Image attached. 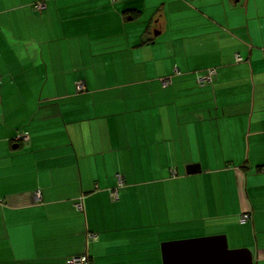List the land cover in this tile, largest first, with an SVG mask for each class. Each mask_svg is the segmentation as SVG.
<instances>
[{
    "label": "crops",
    "instance_id": "obj_1",
    "mask_svg": "<svg viewBox=\"0 0 264 264\" xmlns=\"http://www.w3.org/2000/svg\"><path fill=\"white\" fill-rule=\"evenodd\" d=\"M0 80V264H264V0H0Z\"/></svg>",
    "mask_w": 264,
    "mask_h": 264
},
{
    "label": "water",
    "instance_id": "obj_2",
    "mask_svg": "<svg viewBox=\"0 0 264 264\" xmlns=\"http://www.w3.org/2000/svg\"><path fill=\"white\" fill-rule=\"evenodd\" d=\"M161 252L163 264H256L249 249H231L225 235L164 242Z\"/></svg>",
    "mask_w": 264,
    "mask_h": 264
},
{
    "label": "built area",
    "instance_id": "obj_3",
    "mask_svg": "<svg viewBox=\"0 0 264 264\" xmlns=\"http://www.w3.org/2000/svg\"><path fill=\"white\" fill-rule=\"evenodd\" d=\"M113 1H116V0H113ZM46 8V4L45 3H38L35 5V9L39 12H42L43 10H45ZM237 61L238 62H241L243 61V58L241 56H237ZM217 76V71L216 70H209V72L207 73L206 76H203L202 78H199L198 82L200 84H203L205 82H211L213 80L214 77ZM1 81V80H0ZM170 84H172V80L169 78V79H165L163 81V85L164 87H168ZM82 86H80V90H82ZM22 137V136H20ZM25 141H29V137H28V134H24L23 137H22ZM118 183H119V187L117 189H115L112 193H111V197L113 200H118L119 199V189L122 188L124 186V179L123 177L121 176H118ZM41 195L40 194H37L36 195V198L37 199H40ZM77 208L78 210H83V204L82 202H79L77 205ZM250 217L249 216H244L242 219H241V223L242 224H246L248 222V219ZM91 237V236H90ZM93 238V237H91ZM67 264H90L89 262V259L86 257V256H83V257H74V258H71L67 261Z\"/></svg>",
    "mask_w": 264,
    "mask_h": 264
},
{
    "label": "trees",
    "instance_id": "obj_4",
    "mask_svg": "<svg viewBox=\"0 0 264 264\" xmlns=\"http://www.w3.org/2000/svg\"><path fill=\"white\" fill-rule=\"evenodd\" d=\"M145 43H146V42H145ZM205 76H206V75H205ZM202 77H203V76H202ZM206 83H208V82H205V83H203V84H200V83H199V85H202V86H203V85H205Z\"/></svg>",
    "mask_w": 264,
    "mask_h": 264
},
{
    "label": "rangeland",
    "instance_id": "obj_5",
    "mask_svg": "<svg viewBox=\"0 0 264 264\" xmlns=\"http://www.w3.org/2000/svg\"><path fill=\"white\" fill-rule=\"evenodd\" d=\"M229 246H230V245H229ZM230 248H231V249H237V248H232L231 246H230ZM239 249H240V248H239Z\"/></svg>",
    "mask_w": 264,
    "mask_h": 264
}]
</instances>
